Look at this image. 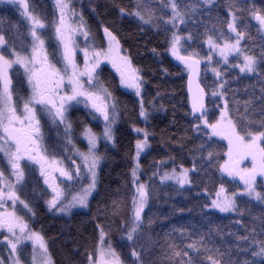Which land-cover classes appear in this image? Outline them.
Listing matches in <instances>:
<instances>
[{
  "label": "trees",
  "instance_id": "trees-1",
  "mask_svg": "<svg viewBox=\"0 0 264 264\" xmlns=\"http://www.w3.org/2000/svg\"><path fill=\"white\" fill-rule=\"evenodd\" d=\"M146 2L155 12L151 24L133 14L135 0H71L80 22L96 45L103 44L105 27L117 36L122 52L138 70L141 92L137 96L120 90L112 84L113 80L104 82L115 104L117 121L112 129V141L99 146L97 155L101 159L87 207L55 213L46 208L44 195L33 194L30 205L34 215L27 219L29 227L44 237L53 264H88L87 255L94 251L101 228L125 264H133V250L140 254L142 264H167L164 254L169 245L187 250V244L201 237L210 247H219L225 254L224 260L230 258L236 264H243L244 260L264 264V257L253 256L250 243L239 239L249 236L253 230L259 237L264 225V200L239 196L236 210L231 212H220L211 207L210 199L221 185L229 192L234 191L235 180L224 176L218 167L225 159L227 142L219 137L209 140L204 132L195 129L194 125L200 121L194 118L188 106L187 69L172 59L169 43L175 31L183 38L182 54L194 50L200 54L197 58L202 59L209 55L206 47L209 35L216 40L223 33L218 42L234 39L227 27L231 21L229 13L234 11L238 31L245 33L240 47L256 57V71L241 73L238 68H233L242 63V57L237 55L228 58L227 64L213 55L209 66L215 67L221 75L217 77L212 71H205L208 64H200L203 70L201 83L208 93L206 108L210 115L215 112L216 118L224 99L229 101L233 117L244 114L245 102L253 101L248 112L249 118L255 121L253 130H256L264 119V114L259 111V98L264 88V28L254 18L253 10L264 14V0H213L207 4L202 0H183L184 5L195 10L190 8L185 23H177L175 28L164 23L171 16L170 8L161 7V0ZM28 4V11L45 24V28L37 32L52 52L57 44L55 0H28ZM229 5H236V8ZM121 8L125 9L123 14ZM31 28V21L24 11L16 4L0 0V34L5 35L9 44H14L18 51L27 48L30 52ZM189 35L191 40H187ZM14 69L11 75L16 89L18 80L22 81L23 70L19 66ZM106 70L107 66H103L100 71ZM217 82L224 83V88L220 89ZM214 89L218 93L222 91L223 98L213 97ZM141 101L146 118L140 116ZM86 118L73 120L76 136L87 125ZM145 131L148 133L147 146L137 157L136 142L144 139ZM209 151L214 153L210 162ZM137 164L139 181L148 186L150 196L142 213L143 226L134 241H128L125 225L132 216L135 195L132 170ZM184 167L192 169L188 185L160 180L163 172ZM7 247L0 243V254L4 258H9ZM27 254L25 247L22 257ZM189 255L195 257L196 253L189 251Z\"/></svg>",
  "mask_w": 264,
  "mask_h": 264
},
{
  "label": "snow or ice",
  "instance_id": "snow-or-ice-1",
  "mask_svg": "<svg viewBox=\"0 0 264 264\" xmlns=\"http://www.w3.org/2000/svg\"><path fill=\"white\" fill-rule=\"evenodd\" d=\"M11 4H19L24 9L25 16L31 21V50L24 48L18 51L14 44H9L5 35L0 34V153L3 154L0 159L6 161V166L10 169L9 176L0 169V235L4 236L7 246L10 248L9 258H0V264H6V259L10 264H29L23 261L18 255V245L24 241H30L32 253L30 264H53L48 251L44 237L34 230L29 229V224L24 216L18 215L16 211L17 202L23 206L25 215L34 212L29 204L17 195L16 185L10 179L15 177L16 184H20L25 177L24 169L21 167L22 161H31L40 166V175L44 178V184L51 189V199L47 200L49 209H55L62 213L70 212L77 205L87 207L88 197L95 188L96 168L101 157L97 155L98 137L90 128H85L83 135L87 140L88 151L79 152L77 155L82 164L76 166L75 175L79 176L81 169H87V174L91 176V183L82 188L81 191L72 195L65 194L57 183L54 173L59 172L60 176L72 179L65 169L58 166L56 160L49 161L43 154L41 141L43 139L42 128L46 123L61 124L65 123V113L69 108L83 103L85 107L90 105L94 113H99L106 126L103 132L107 140L112 139L111 122L114 117H110V109L107 103L111 93L108 92L102 83L97 79V69L102 61H108L112 67L119 73L121 84L128 88L135 89L136 95H140V76L138 70L132 67L129 57L122 55V49L119 39L107 27L103 29L107 40V47L103 44H92L87 46L88 32L83 30V24L76 25L74 11L71 0H56V7L59 10L58 23L54 25L55 38L57 44L50 53L45 47V39L38 34L37 29H44V23L28 11L26 0H8ZM211 0H203V3H210ZM161 7L170 8L171 16L164 23L171 24L174 28L177 23L184 24L185 17L190 14L189 9H195L189 5H184L183 0H161ZM230 8H236V5H229ZM134 15L144 23L151 24L155 12L146 2V0H135ZM121 13L125 9H120ZM239 11H243L240 9ZM231 21L227 23L230 32L235 33V41L225 40L223 44L217 41L223 37L218 36L216 40L211 35L207 38L209 45V55L207 61L210 63L213 59L212 52L221 58L224 64L228 63V58L235 53L242 57L241 64H235L233 68H239L241 73H254L257 68V60L253 55L247 54L241 47L240 41L245 33L238 31V18L236 13L230 12ZM254 18L259 25L264 28V14L253 10ZM161 19H163L161 17ZM85 36V47L80 48L77 43V33ZM182 37L177 32H172L170 43V52L187 68L189 72V92L191 94V110L194 118L200 123L194 125L198 132H204L209 140L219 137L227 141L226 159L219 163L218 167L222 173L229 177H238L244 184V191L250 197L257 200H264V196L256 190L257 177H264V119L260 121L259 128L253 130L255 121L250 119L248 108L253 101L245 102V113L233 117L230 113L229 101L224 99L223 106L219 107V115L209 114L205 106V97L208 95L206 88L195 83L194 79L199 75L201 59H198L199 53L196 51L182 54ZM189 35L187 40H191ZM183 51L187 52V49ZM7 53V55L5 54ZM82 53L81 68L77 57ZM51 57V59H50ZM217 63H220L218 60ZM62 65V66H58ZM14 66L23 69L22 81L27 87L25 94H19L14 86V78L10 75L15 71ZM212 72L219 77L221 73L214 67ZM220 89L224 88V83L217 82ZM212 87V86H208ZM211 95L216 98H223L224 93L217 92L215 89ZM112 109L115 104H112ZM255 111V110H254ZM259 111L264 114V88L261 89L259 98ZM199 113L198 116L195 114ZM146 110L141 101L140 116L146 118ZM136 131H142L136 129ZM72 127L70 123L65 124V134L70 136ZM147 131L144 132V140L136 142L137 153L147 146ZM71 143V140L68 141ZM203 148V145H201ZM209 162L214 156L212 151L207 153ZM250 159L251 167H242L245 160ZM75 164V160H73ZM139 165L132 170L133 183L135 186V195L132 199V216L125 225L126 237L128 241H134V237L140 232L143 226L142 213L148 204L150 192L148 186L139 181L137 169ZM87 178V177H86ZM161 181H175L183 186L188 184L189 170L182 169L177 172L175 168L172 171L165 172L160 176ZM47 191V190H46ZM216 199L212 200V207L219 209L220 212H231L236 210L235 193L231 196L226 194V190L221 185L216 193ZM11 201L13 210L8 211L5 204ZM4 233H7L5 235ZM11 237V238H10ZM264 225L261 227L259 237L253 230L249 236L240 237L245 243H250L252 255L264 257ZM187 250H178L176 245H169L168 251L164 254L167 264H236L230 258L224 260V252L219 247L209 246V243L201 237L187 244ZM248 251V249H241ZM189 251L196 253V256L189 255ZM131 256L135 259L133 264H142L140 254L133 250ZM186 258V259H185ZM88 264H125V261L117 253L111 241L106 239V232L103 228L99 231V237L94 251L87 255ZM243 264H251L244 260Z\"/></svg>",
  "mask_w": 264,
  "mask_h": 264
},
{
  "label": "flooded vegetation",
  "instance_id": "flooded-vegetation-1",
  "mask_svg": "<svg viewBox=\"0 0 264 264\" xmlns=\"http://www.w3.org/2000/svg\"><path fill=\"white\" fill-rule=\"evenodd\" d=\"M16 5L19 7L18 4H16ZM58 20H59V18H57V23H58ZM38 30H42V29H37V31ZM83 30H85L84 27H83L82 31ZM78 34H80V33L78 32ZM78 36H79V38H77L78 45L80 46V48L85 47L86 46L85 45V39H86L85 36L81 35V34ZM102 37H103V41H104L103 45L106 48L107 47V40H106V37L104 36V33H103ZM92 44H95V43L93 42V40L90 38V35L88 34L87 46H91ZM45 47L51 53V51L46 46V43H45ZM81 54L77 57L79 64L81 62L80 61ZM121 54L124 55L123 52H121ZM50 59H51V57H50ZM58 66H61V65H58ZM80 66H81V68L83 67V65H81V64H80ZM103 66H107L106 72L100 71ZM10 75H11V73H10ZM96 75H97V79L102 83V85L105 88H106V86L104 85V82H109V80H113L112 84H115V86L118 87L120 90H122L126 93H132V94L136 95L135 89L128 88L125 85L121 84L119 73L116 72V69L113 68L111 63H109L108 61L105 60V61L101 62L100 67L97 69ZM26 87H27L26 83H24L21 80H18L16 91L19 94L24 95L25 94L24 90L26 89ZM140 92H141V88H140ZM107 103H108L109 109H110V117H114V119H112V122H111V131H112L113 126L117 121V114H116L115 108L112 109V107H111L112 104H114L111 96L108 98ZM77 111H80V112L78 113ZM81 117H83L84 119L87 117L86 118L87 122L85 123L87 125L84 126L83 128H81L79 130L78 135L76 136V132L74 129L75 124H74L73 120H75V119L81 120ZM66 123H70L71 127H72V132H71L70 136H66V134H65V124ZM105 126H106V122L103 120V117H101L99 115V113H94V110L91 109L90 105L88 107H85L83 103L75 105V106L69 108L68 111L65 113V123L53 124V123L49 122V123L44 124V126L42 128L43 139L41 141V147L43 150V154L48 157L49 161H52V160L58 161L59 162L58 166L65 169L63 167V165H65V160L67 158L66 155L68 153L69 154L72 153L70 151L71 146H76L78 149H82V151L88 150L87 145L84 143V142H87V140L85 139V137L83 135L85 128H90L92 130V132L95 133L96 136L98 137L97 152H98L99 146H101L103 144V142L109 143L112 141V139L107 140L103 135ZM69 139L71 140V143L68 142ZM80 147H82V148H80ZM136 153H137V148H136ZM2 156H3V154L0 153V157H2ZM21 167L24 169L25 177H24L23 181L20 182V184H16L15 177L10 176L12 183L14 185H16L15 190L17 191V195L20 196L21 199L25 200L29 204L30 207H31L30 196L33 194L37 193L39 195H44L47 198L46 201L51 199V189H48L47 185L44 184V178L40 175V166L38 164H35L34 162L25 160V161L21 162ZM0 169H3L5 171V175L9 176L10 169L6 166V161L2 160V165H0ZM65 170L68 171L67 169H65ZM54 176L56 177L57 183L60 185L61 189L64 190V184H65L64 180H68V178L60 176L59 172L54 173ZM235 179H237V181L240 182L238 177H235ZM5 208H7L8 211H12L13 210L12 202L11 201L7 202L5 204ZM46 208L49 211L57 213V211L55 209H49L47 206V203H46ZM76 208H79V207H74L71 210L76 209ZM2 210L3 209H0V211H2ZM16 211H17L18 215L24 216V219L26 220L27 223H28L27 219L33 215L32 213H28L27 215H25V210H23V206L20 205L19 202H17ZM29 228H31V227H29ZM31 230L36 231L33 228H31ZM0 231H2V230H0ZM36 232H38V231H36ZM1 242H3V243L5 242L4 236L0 238V243ZM26 247H27V250L30 254L31 247H32L31 243L27 242Z\"/></svg>",
  "mask_w": 264,
  "mask_h": 264
},
{
  "label": "rangeland",
  "instance_id": "rangeland-1",
  "mask_svg": "<svg viewBox=\"0 0 264 264\" xmlns=\"http://www.w3.org/2000/svg\"><path fill=\"white\" fill-rule=\"evenodd\" d=\"M3 1H7V0H3ZM203 1V0H202ZM213 0H211V2H212ZM210 2V3H211ZM55 5H56V0H55ZM56 9H57V7H56ZM57 13H58V18H59V10L57 9ZM76 13V12H75ZM75 23H76V25H79V24H81V22H80V16H79V14H77L76 13V16H75ZM57 23V22H56ZM233 35H234V39L232 40V42H234L235 41V33H232ZM78 35H80V34H78L77 33V36H76V40H77V38H79V36ZM207 41V40H206ZM218 42V41H217ZM225 41H223V42H218V43H220V44H223ZM240 43H241V41H240ZM206 47L209 49V45H208V43L206 42ZM212 55H215L216 57H219L216 53H215V50H213V52H212ZM232 55H236L235 53H233V54H231L230 56H229V58L232 56ZM207 56L206 57H204V58H202L201 59V65L203 64V63H206V64H208V66L211 64V62L209 63L208 61H207ZM220 58V57H219ZM80 64L81 65H83V63H82V54H81V58H80ZM239 64V63H238ZM62 66V65H61ZM212 68L213 67H211V66H209L208 67V69H207V67L205 66V71H212ZM239 69V68H238ZM112 132V131H111ZM140 140H144V139H140ZM86 145H87V147H88V144H87V142H84ZM80 148H82V147H80ZM77 150H79V152H87V151H82V149H78L76 146H71V148H70V151L72 152V153H68L67 155H66V160H65V165H63V167L65 168V169H67L68 170V172L70 173V174H72V179L71 180H64V182H65V184H64V192H65V194H69V199H71V197H72V195H75L76 193H78L79 191H81L82 190V188H84V187H87L90 183H91V176L90 175H88L87 174V169H81V172H80V174H79V176H77V175H75V172H76V166L77 165H80V164H82V161H81V159L79 158V156L77 155ZM145 150V147L143 148V150L142 151H140V153H142L143 151ZM226 152H227V150H226ZM225 159H226V156H225ZM73 160H75V164H73ZM136 162H137V159L135 160ZM242 167H251V161H250V159H248V160H245L244 162H243V164L241 165ZM182 169H188L189 170V176H190V172H191V168H187V167H184V168H181V169H179V170H176L177 172H180ZM166 172H171V171H166ZM96 173H97V168H96ZM164 173L165 172H163L160 176H162V175H164ZM222 173V172H221ZM224 176H226L228 179H230V180H235V184H234V191L233 192H229L226 188H225V190H226V194H228V195H232L233 193H235V200L239 197V196H247V197H250V196H248L247 195V193L244 191V184H243V182L242 181H240V182H238L237 181V179H235V178H233V177H229L226 173H222ZM87 177V178H86ZM170 181V180H169ZM172 182H175V181H172ZM95 183H96V178H95ZM176 183V182H175ZM189 184V183H188ZM188 184H185V185H188ZM94 190V189H93ZM93 190H92V192H93ZM220 190V189H219ZM218 190V191H219ZM256 190L258 191V192H260L261 194H262V196H264V177H257V180H256ZM92 192H91V194H92ZM90 194V195H91ZM90 195H89V197H90ZM88 197V198H89ZM217 197H216V194L210 199V201H211V207H212V200H214V199H216ZM250 198H253V199H255V200H257L254 196L253 197H250ZM76 207H81V206H79V205H77ZM74 208V207H73ZM212 208H214V207H212ZM214 209H217V208H214ZM217 210H219V209H217ZM57 211V210H56ZM57 213H62V212H59V211H57ZM30 230H31V228H29ZM3 231V230H2ZM5 235H7V233H4ZM1 237H3V235H0V238ZM11 238V237H10ZM27 242H30V241H24V242H22L20 245H18V255H20L21 256V259H22V262L23 261H25V259H26V261H28L29 262V264H30V257H31V253H32V247H31V252H30V254H29V252H28V254L26 255V257L25 258H23L22 257V250H23V248H25L26 247V243ZM5 244H6V246H7V242L5 241L4 242ZM31 243V242H30ZM9 248V247H8ZM9 256H10V253H9ZM0 258H4V257H2L1 256V254H0ZM6 264H10V260H8L7 262H6Z\"/></svg>",
  "mask_w": 264,
  "mask_h": 264
},
{
  "label": "water",
  "instance_id": "water-1",
  "mask_svg": "<svg viewBox=\"0 0 264 264\" xmlns=\"http://www.w3.org/2000/svg\"><path fill=\"white\" fill-rule=\"evenodd\" d=\"M26 2H27V4H28V1H27V0H26ZM17 4H18V3H17ZM18 5H19V4H18ZM19 7H20L22 10H24L20 5H19ZM170 55H171V57H172L173 60H175L177 63H179L182 67L186 68V67L184 66V64H182L179 60H177L174 56H172L171 52H170ZM185 55H187V54H185ZM186 69H187V68H186ZM201 75H202V67L200 66V72H199V75H198L197 77H195V79H194L193 87H195V83H199L201 87H204V86L202 85V83H201ZM185 89H186V94H187V99H188V106H189V109H190V111H191V113H192V110H191V98H190V97H191V94H190V92H189V72H188V70H187V73H186ZM205 106H207V96L205 97ZM192 115H193V113H192ZM195 115L198 116L199 113H196ZM193 116H194V115H193Z\"/></svg>",
  "mask_w": 264,
  "mask_h": 264
}]
</instances>
